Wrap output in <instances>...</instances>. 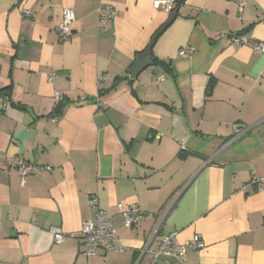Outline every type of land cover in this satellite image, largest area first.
Here are the masks:
<instances>
[{"label": "crops", "instance_id": "crops-1", "mask_svg": "<svg viewBox=\"0 0 264 264\" xmlns=\"http://www.w3.org/2000/svg\"><path fill=\"white\" fill-rule=\"evenodd\" d=\"M107 4L116 15L101 25ZM65 8L75 20L60 40ZM170 15L153 0H0V89L12 86L0 97L1 264H264V184L250 183L264 176V52L232 42H264V0H186L152 48L171 69L131 77ZM58 93L68 106L52 116ZM13 156L52 170L23 185ZM92 195L124 251L86 254ZM118 203L140 206L136 225ZM173 232L201 247L155 260Z\"/></svg>", "mask_w": 264, "mask_h": 264}, {"label": "built area", "instance_id": "built-area-1", "mask_svg": "<svg viewBox=\"0 0 264 264\" xmlns=\"http://www.w3.org/2000/svg\"><path fill=\"white\" fill-rule=\"evenodd\" d=\"M176 0H153V6L156 9L172 12L176 6ZM243 3L240 4V10L243 9ZM99 20L101 25H105L108 20L116 15V10L113 5H102L98 9ZM27 14V13H26ZM75 20V12L72 8H65L63 11L62 21L59 24L60 40H64L71 34L72 23ZM232 42L236 45H249L256 52H264V42L254 41L244 34H236L232 37ZM195 48L190 46L180 50V55L191 56L194 54ZM104 79V77H102ZM64 95L58 93L56 95V103L62 100ZM246 130L239 131L235 138L239 137ZM8 164L20 171L21 184H25L26 178L33 173H41L43 171L52 170L51 166L35 165L27 161L21 156H13L9 159ZM250 183L264 184V176L254 177ZM90 205L94 208V215L90 219L83 222L81 237L86 244V254L96 255L99 250L105 251H124L125 247L122 245L119 236L113 226V216L109 211L100 207L97 196L90 197ZM118 212L123 216L125 226L130 228L136 225L141 218V208L139 205H133L125 208L123 203H118ZM55 241L60 243L64 239V233L61 228L53 227ZM201 247V240L199 235H195L188 242H180L177 233L173 232L164 235L159 247L154 251L155 260L161 257H172L181 261L186 260L189 249H197ZM1 264V263H0Z\"/></svg>", "mask_w": 264, "mask_h": 264}, {"label": "water", "instance_id": "water-1", "mask_svg": "<svg viewBox=\"0 0 264 264\" xmlns=\"http://www.w3.org/2000/svg\"><path fill=\"white\" fill-rule=\"evenodd\" d=\"M176 16H177V12L176 11L172 12L167 22L163 26H161V28L153 36L148 47L142 53L137 55L133 66L129 70V74L131 77L137 78L138 75L143 70L154 64V57L152 55L153 45L156 39L159 37V35L172 23V21L176 18Z\"/></svg>", "mask_w": 264, "mask_h": 264}, {"label": "trees", "instance_id": "trees-1", "mask_svg": "<svg viewBox=\"0 0 264 264\" xmlns=\"http://www.w3.org/2000/svg\"><path fill=\"white\" fill-rule=\"evenodd\" d=\"M177 2H176V6H175V8L172 10V12H174V11H176L177 13H178V11H179V9H180V7H181V5H183L184 4V2L186 1V0H176ZM171 12V13H172ZM154 57V56H153ZM153 65H155V66H162V67H164V68H166V69H168V70H170L171 69V67L169 66V65H167V63H165V62H163V61H161V60H159L158 58H156V57H154V64ZM123 78L122 77H118L116 80H115V82H114V84L112 85V87L110 88V89H115L116 87H117V85H118V82L119 81H121ZM109 91V90H108ZM11 92H12V86H7V87H4V88H1L0 89V97H11ZM15 104V103H14ZM16 106H18V107H20V104H15ZM67 106H68V100L65 98V97H63V99L62 100H60V101H58L56 104H55V107H54V111H53V113H52V116L54 115V116H59V115H61L64 111H65V109L67 108Z\"/></svg>", "mask_w": 264, "mask_h": 264}]
</instances>
